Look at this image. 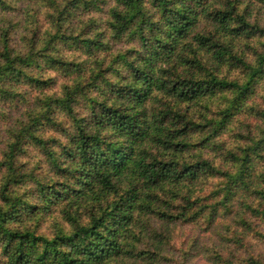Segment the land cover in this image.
Here are the masks:
<instances>
[{
  "label": "trees",
  "instance_id": "trees-1",
  "mask_svg": "<svg viewBox=\"0 0 264 264\" xmlns=\"http://www.w3.org/2000/svg\"><path fill=\"white\" fill-rule=\"evenodd\" d=\"M19 1L0 0V264H264V0H27L22 22Z\"/></svg>",
  "mask_w": 264,
  "mask_h": 264
},
{
  "label": "rangeland",
  "instance_id": "rangeland-1",
  "mask_svg": "<svg viewBox=\"0 0 264 264\" xmlns=\"http://www.w3.org/2000/svg\"><path fill=\"white\" fill-rule=\"evenodd\" d=\"M16 5H17V8H18V11H14V12L11 11L9 13L13 14L16 17L19 15V20H21V22H22L23 21V16H24V18H26L25 12L22 10V8H25L27 6H32V5H34V3H30L27 0H22V1H19ZM46 5L49 7V10H48V15H49V12H51L52 8L50 7V5H49V3L47 1H46ZM46 5L44 3H42V5H41V19L38 22H35V24H37V23H45L46 24L47 21L51 20V18L49 16H47V18L45 17L46 10H47V6ZM87 20H88V16L87 15L82 16V19H81L80 23H78V21L75 20L76 21V26L81 28L83 25H87L88 24ZM119 45L120 44H117L116 47H119ZM67 48H69V47L63 45V47L61 48V52L64 53V55L66 56L67 59L72 60L74 58L73 56L75 54V51L72 50V49H67ZM49 74L53 77L54 89L58 90L59 92L63 91L65 85L72 84L73 80H74V78L76 76L75 73H70V72H67L66 76H64V72L61 69L51 70V71H49ZM22 91H23V88L17 87V94L18 95H20ZM8 101H11V100H8ZM5 106H12L10 108V112L13 115V117H16V116H19L21 112H23L26 104L22 105V106H19V105L16 106L15 102L12 101V102H6ZM59 117H60V119H63L65 121V116L63 114H60ZM5 125H4V122L1 121V123H0V138L3 136V131L6 128ZM48 131H49L48 133L52 132L53 128H51ZM1 146H2V144L0 142V147ZM29 150H30V156L33 157V155L36 153V151L33 148V145H30ZM34 156H36V155H34ZM52 217H53V215H48L43 222H41V220H40V223H41V226H42L43 229H47V227L50 225V221L52 220ZM187 230L192 232L191 229H186V228H183L182 230L179 229L176 232H177V234L180 233V232H181V234H183ZM179 239L180 238L176 239L177 245L179 244ZM181 239H182V237H181Z\"/></svg>",
  "mask_w": 264,
  "mask_h": 264
}]
</instances>
